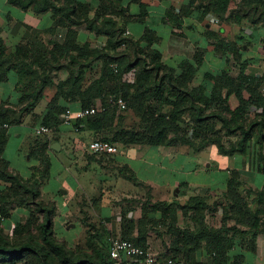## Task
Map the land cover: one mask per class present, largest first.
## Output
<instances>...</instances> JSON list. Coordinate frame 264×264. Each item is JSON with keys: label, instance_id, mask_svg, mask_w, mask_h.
<instances>
[{"label": "rangeland", "instance_id": "obj_1", "mask_svg": "<svg viewBox=\"0 0 264 264\" xmlns=\"http://www.w3.org/2000/svg\"><path fill=\"white\" fill-rule=\"evenodd\" d=\"M4 1L0 0V6H3L0 9V27L3 30L2 36L8 46L9 54H15L19 44L27 45L37 42L43 43L41 45L45 46L52 40L63 44L65 43L63 38L69 31L82 32L83 34L79 35L81 42L89 43L93 47L107 44L106 39L90 32L85 24L77 27L68 22L63 24L60 16L54 18L53 13L42 15L33 11L23 12L10 5L5 6ZM81 1L90 7L88 16L91 19L98 15L101 17L100 21L104 17H112L120 27L126 28L124 35L129 39L138 41L146 33L150 35L151 37L148 39L152 40L151 50L161 52L163 62L169 69H173L177 78L184 72L183 69L181 70V64H193L198 67V72L194 74L193 80L190 82L189 89L191 90L205 83L208 92L213 93L216 84L213 79L211 82L209 76L218 79L228 76L237 80L243 66L246 69L245 74L249 77L259 79L264 76V26L253 25L248 21H244L242 25H235L227 20L231 11L237 8L241 0H220L222 3L221 16L212 13L206 18L203 15V8L199 7V0H196V4H192L191 0H165L163 2L159 0ZM140 3L149 7V14L144 23H142L144 17L140 11ZM169 13H172L174 18L169 16ZM180 18L183 19L182 24L177 22ZM50 29L53 30L52 33L35 37L38 35L37 32L45 33ZM209 33L211 34L209 35ZM26 35L29 38L25 40L23 38ZM232 48H236L235 51ZM29 55L31 58L32 55ZM100 68V63H96L92 69H89L86 75L88 81H93L99 74ZM65 72L67 71L56 72L59 75L56 79L59 81ZM0 92L2 93V91ZM259 92L264 96V83ZM168 93L169 89L163 96L148 98L142 115L149 113L156 119L157 115L162 112L169 113L172 107L165 102ZM46 94L51 98L54 89L48 90ZM226 94L227 89L224 91V97ZM221 103L212 105L207 113L225 112L226 104ZM239 104V99L234 92L230 99V105L236 108ZM107 105L106 97L105 100L95 99L90 107L96 108L99 115L107 110ZM126 105V109L119 108L117 110V116L113 123L105 121L102 124L103 128L98 132L96 139H91L85 133L74 131L77 134L71 133L68 140H59L63 129L60 127L58 133L54 137L52 136L53 139L48 141L49 136H37L34 131L24 126L22 136L19 139H14L15 142L10 144L9 154L12 150L16 151L19 148L23 153L29 155L31 154L29 148L34 144H36L34 146H38L41 142L44 144L49 142L50 145V143L62 141L64 147L69 148V154L58 155V161H54L53 167L47 168V170L49 169L48 176L46 174L47 164L44 163V157L42 158L40 151L32 152L30 163L31 171L42 181V191L47 184L44 188L45 193L41 195L40 200L46 205H56L57 203L59 206L53 216L55 234L62 238L63 229L73 225V228L70 229L71 233L66 236L69 238L68 247L73 250L85 248L90 230L93 234L96 233L99 238L105 239L107 246L110 237L123 239L122 227L128 224L126 222L128 217L137 222L149 213L147 243H150L154 251L159 254L176 255L174 244L177 233L175 230H194L199 218H203L207 225L214 229L225 227V231H228L231 227L236 226L237 217L242 218L246 227L253 224L256 210L260 209V216L264 217V206L255 204V201L259 200L257 192L260 190L258 188H264V160L257 132L248 144L247 150L233 156L221 154L215 145H209L197 151L183 144L180 139H176L174 134L169 135V139H172V148L154 147L144 143L128 144V137L122 135L123 129L128 130L129 127L139 123L135 129L141 132L145 130V127L150 126L148 121L141 123L138 118L134 117V112H132L128 101ZM248 114L250 115L249 119H255L264 114V107L261 105L258 109L251 105ZM216 123V130L228 148L238 142L240 136L228 137L221 128V124L217 121ZM85 126L87 128L86 124H84ZM194 126L189 112H187L180 125L181 135L200 146L205 138L200 136V133L194 132ZM99 139L112 143L117 147L118 153L114 155L91 153L89 145ZM127 145H135L136 148L141 146L153 151L158 148L163 149L166 153L163 155L164 157L173 154L176 158L171 165L174 168L172 169L169 165L166 167V163H164L165 171L161 173L162 176L156 177L158 185H155V188L151 185L137 183L132 180L134 175L128 171V166L111 160V158L121 156ZM76 148H78V152L74 150ZM180 155H184L183 158H179ZM88 157H95L100 163L104 160L111 173L102 175L101 164L96 161L90 162ZM15 159L12 161L13 167L19 174L25 176L28 166L25 168L24 162H15ZM170 169L173 170L172 173L167 172ZM237 175H239L238 179L234 178ZM105 176H112L113 179ZM228 178V184L231 179L233 180V186L229 192L227 191L228 187H221L225 186L223 183ZM234 179L237 180L234 181ZM180 181L190 184L172 187L173 182ZM215 183L219 184V188L212 191V188L209 187ZM221 183L223 185H220ZM7 187L9 184L0 183V190ZM57 191L60 196L54 197ZM66 191H68L67 194H65ZM233 193L242 198L239 206L233 204L234 198L231 197ZM131 194L132 197L127 198ZM194 196H201L209 200L210 208L201 215L196 211L186 212L184 209L188 200ZM126 199L132 203L131 206L128 205L130 207L127 211H122L120 207L127 204ZM8 209L7 214H4L6 221L1 228L10 236L14 235L18 223L24 224L31 217L40 221L43 219L42 215L35 213L34 208L10 209L8 207ZM90 226H93V229ZM245 226L243 228L247 229ZM229 233L232 232H223L224 235ZM138 234L139 229H136L135 236ZM230 238H232L231 235ZM206 254L205 248H202L198 252V257L190 255L189 264H211V258L210 256L205 257ZM184 255L180 252V257Z\"/></svg>", "mask_w": 264, "mask_h": 264}, {"label": "trees", "instance_id": "obj_2", "mask_svg": "<svg viewBox=\"0 0 264 264\" xmlns=\"http://www.w3.org/2000/svg\"><path fill=\"white\" fill-rule=\"evenodd\" d=\"M191 1L192 4H196V0ZM199 1V7L203 8L205 18L212 13L221 16L220 0ZM7 3L23 12L33 11L42 15L53 13L54 18L60 16L63 24L68 22L76 27L85 24L90 32L106 39L107 44L93 47L89 43H82L77 31H69L63 38L65 41L63 44L53 40L45 46L37 42L27 45L19 44L17 52L9 54L8 46L2 36L3 30L0 27V84L8 82L11 74H17L20 82L19 89L22 92L20 102L23 104V107L15 109L3 102L0 103V125L11 126L22 123L24 116L33 111L44 97L46 90L51 88L54 89V94L40 126L54 127L56 134L63 124L62 116L67 109L79 111L90 108L95 99L105 100L107 97L106 111L75 123L79 132L84 124L90 130L99 132L105 121L114 122L117 110L120 108L118 99L123 98L130 104L132 112L135 113H133L134 117L141 123L148 121L150 126L145 127V130L141 132L135 129L139 123L132 127L128 126V130L123 129L122 135L128 137V144L144 143L154 147H171L173 145L169 135L174 134L176 139H180L183 144L197 151L206 146L215 145L221 154L233 156L244 153L257 132L264 160V114L255 119H249L248 114L251 105L258 109L261 105L264 107V96L259 92L264 83V76L259 79L249 77L245 74L246 69L243 66L237 80L228 76L221 79L209 76L210 80L213 79L216 84L213 93L208 92L207 86H198L191 90L190 82L194 74L198 72V67L190 63V65L181 64V70L183 69L184 72L177 78L173 69H169L163 62L161 52L151 50L152 40L148 39L150 35L146 33L138 41L129 39L124 35L126 28L120 27L112 17H104L100 21L101 17L98 15L91 19L88 16L90 7L81 0H7ZM139 7L144 17L142 23H144L149 14V7L143 3H140ZM169 16L173 17V14L169 13ZM227 20L235 25H242L244 21H248L253 25L264 26V0H241L237 8L231 11ZM177 22L182 24L183 19L180 18ZM46 32L49 34L53 30ZM43 33L37 32L38 35L35 37H42ZM26 38L29 36L26 35L23 39L26 40ZM232 49L235 51L236 48ZM29 54L32 55V59ZM96 63L101 65L99 74L84 89L86 75ZM62 70L68 72L69 78L56 84L52 81V75ZM132 71H136L135 82H125L124 75ZM167 89L169 93L165 102L172 107V110L167 114L163 112L158 114L156 119L149 113L142 115L148 98L163 96ZM225 89L227 94L224 97ZM234 92L240 102L236 108L230 105ZM221 102L226 104L225 112L207 113L212 105ZM78 105L80 106L77 107ZM187 112L192 124L195 125L194 132L200 133V136L205 138L200 146L181 135L180 125ZM216 121L221 124V128L228 137L240 136L236 144L230 148L224 144L220 133L216 130ZM6 131L7 129L0 128V182L9 184V187L0 190V213L5 217L8 207L10 209L34 208L35 213L42 215L43 219L40 221L31 217L24 224L18 223L13 236L8 235L0 227V264H112L109 243L107 246L104 245L101 242L102 239L91 230L87 246L78 250L71 249L65 242L57 239L53 219L57 206L46 205L40 200L42 181L35 173L31 178L25 179L11 170L9 162L4 157L8 141ZM43 146L40 154L42 158L44 157V163L47 164L48 176L47 168L51 166L50 159L47 157L50 150L49 142ZM238 177L239 175L234 176L237 179ZM232 186L231 179L228 192ZM231 197L234 198L233 204L239 206L242 198L235 193ZM258 197L259 200H256L255 204L264 206V191L259 192ZM209 208V200L201 196L191 197L184 207L186 212L196 211L200 215ZM260 212V209L256 211L254 222L250 227H246L242 218L237 217L236 226L228 231H225V227L214 229L207 225L203 218H199L194 230H175L177 233L174 244L176 255L166 254L165 256L169 255L179 262L189 264V256L205 248L207 255L211 258V264H239L236 260L232 262L231 257L236 244L235 233L237 230L246 234L251 233L252 241L255 243L260 234L264 235V217L260 216ZM148 216H150L149 213L137 222L128 217L126 221L128 224L122 227L123 239L146 249L149 246L147 243ZM244 226L247 229H244ZM90 228L93 229V226ZM136 229H139L137 236H135ZM229 231L234 232L232 238L223 234ZM180 252L185 254L182 258H180Z\"/></svg>", "mask_w": 264, "mask_h": 264}, {"label": "crops", "instance_id": "obj_3", "mask_svg": "<svg viewBox=\"0 0 264 264\" xmlns=\"http://www.w3.org/2000/svg\"><path fill=\"white\" fill-rule=\"evenodd\" d=\"M3 4L5 6H9L7 3V0H5ZM2 7L0 6V9H2ZM41 33H43V32H41ZM80 33L83 34L82 32H80ZM80 33L78 32L79 35H80ZM43 35H46V33H43ZM58 76L59 75L56 72L52 75V81H54L56 84L59 82H64L69 78L68 72H65V74L61 76V79L59 81H58V79H56ZM19 83L20 82H19L18 75L13 73L10 75L8 82L0 84V91H2V93L0 92L1 93L0 94V103L3 102L8 107H12L15 109H19V108L23 107V104H21V102H20V99L22 98V92L20 91V89H18ZM90 83H91V81L90 80L88 81V78H87L85 80L84 89H86ZM201 85L207 86L205 83H203ZM50 89L51 88H48L46 90V92L44 93V97L39 102V104L33 109V111H31L30 113H28L24 116L22 123L11 125L10 128L7 129V131H6L8 141H7L5 151H4V157L9 162L11 170L16 172V173H18V171L15 170V168L12 165V161H14L15 158H16L15 162L22 161L25 163L24 164L25 168L28 166L27 174L25 176L20 174L25 179L31 178V176L33 174V171H31V165H30V163L32 161V158H31L32 152L37 153L38 151L42 150L44 147L43 146L44 142H41L40 144H38V146H34L36 144L33 145L34 147L31 146L29 148V152H31V154H29V155H27L26 153H23V151L19 148H17L16 151L12 150L11 154H9V147H10V144L12 142H15L14 139H19L22 136L24 126H26L25 128L31 129L36 134L35 130H36V128L40 127V125H41V123L45 117L49 101L52 98V97L51 98L47 97V94H46L48 92V90H50ZM62 104H63V102L61 103V105ZM79 106L80 105H78L77 107H79ZM61 128H63V129L61 131V134L59 135V140H63V139L68 140L71 133L77 134L74 132V130H72L70 128H66L65 126H61ZM80 132H82L83 134L85 133L87 136L91 137V139H96L98 134H99L98 131L90 130L89 128H86V126L84 127V125L82 126V129ZM55 135H56V133L49 136L50 138H48V141H51ZM44 137H47V136H44ZM94 141H102V140L99 139V140H94ZM56 143L60 144L61 148L59 151L53 148V147L58 148L57 145H55ZM78 148H76L74 150H76L78 152L79 151ZM171 148H172V146H171ZM68 152H69V148L64 147V143H62V141L50 143V150L47 153V157H49V159H50L51 168L54 165V161L55 160L58 161V155H60L62 153L69 154ZM83 153H85V152H83ZM164 154H166V153L163 151V149H160V148H158V150H156V151H153L152 149L142 148L141 146L139 148H136L135 145H127V148L124 149L121 156H119V157L116 156L114 158H111V160H114V162H118L120 164L122 163L125 166H128V171L132 172V174L134 175V178H132V180H134L140 184L151 185L152 187L155 188V185H158V181H157L156 177H159L160 175L162 176L161 173L165 171V164L164 163H166V167H167V165H169L172 169L174 168L171 166V165H173L174 161L176 160V158H174V155L169 154L167 157H164L163 156ZM156 156H157V158H156ZM183 156L184 155H180L179 158H181V157L183 158ZM88 159L90 160V162L96 161L97 163H100L95 159V157H88ZM156 161H158L157 164H156ZM78 162H79V160H78ZM182 163H184V162H182ZM182 163H178V164L180 165ZM100 164L102 167V168H100L102 171V175L107 174V173H111L109 171V169L107 168L108 164L104 163V160ZM172 169L167 170V172L172 173V171H173ZM105 177H107L109 179H113L112 176H105ZM228 182H229V178L225 180V183H223L225 186H221V187H223V188L228 187ZM186 183H189V182H186V181L173 182L172 187H175L178 185L180 186V185L186 184ZM223 184L221 183L220 185H223ZM46 186H47V184H45V186L43 187L42 195L45 193L44 188ZM209 188H212V191H215V189L219 188V184L215 183L213 186H210ZM258 189L260 190L259 192L264 191V188L260 187ZM57 192L54 194V197L60 196L59 191H57ZM67 192L68 191H66L65 194H67ZM259 192H257V193H259ZM129 196L132 197V194L128 195L127 198ZM126 201H127V204L123 207H120V209L122 208V211L123 210L127 211L128 207L131 206L132 201L129 202L127 199H126ZM128 205H130V206H128ZM56 206H57V208H59L57 203H56ZM19 208L17 207L16 209H19ZM256 211H255V213H256ZM263 212H264V209H263ZM72 228H73V225H70L69 227L64 228L65 230L63 229V231H62V238L58 237L56 234L57 239L61 242H65L67 245H69V238L66 236L69 235L68 233H71L70 229H72ZM231 232L232 233L228 234L229 237H230V235L231 236L234 235V232L233 231H231ZM101 242L104 243V245H105V239L104 240L102 239ZM235 242H236L235 249L231 253L232 262L236 260V263H239V264H264V235L260 234L254 243L252 241V234L251 233L246 234V233H242L241 231L237 230V232L235 233ZM198 252L195 254L196 257H198L197 256ZM162 255L165 256L166 254H162ZM206 256H208V255L206 254L205 257ZM180 258H182V257H180ZM201 261H202V259H201ZM205 262H208V261L205 260ZM192 264H194V263H192Z\"/></svg>", "mask_w": 264, "mask_h": 264}, {"label": "built area", "instance_id": "obj_4", "mask_svg": "<svg viewBox=\"0 0 264 264\" xmlns=\"http://www.w3.org/2000/svg\"><path fill=\"white\" fill-rule=\"evenodd\" d=\"M136 78V71H132L124 75V81L127 83H134ZM118 105L121 109H126L127 105L123 98L118 99ZM98 110L94 107L74 111L67 109L62 116V126L70 128L76 132L79 131L78 127H75V123L80 120L95 116L98 114ZM0 128L9 129L10 125L3 124ZM54 128L48 126H40L36 128L35 132L38 136H51L55 133ZM89 151L95 155H114L118 153L117 147L107 141H94L89 145ZM5 222V217L0 213V227ZM110 248V261L112 264H184L179 262L172 256H163L154 251L151 244L144 249L135 245L133 242L119 239L109 238L108 240Z\"/></svg>", "mask_w": 264, "mask_h": 264}, {"label": "water", "instance_id": "obj_5", "mask_svg": "<svg viewBox=\"0 0 264 264\" xmlns=\"http://www.w3.org/2000/svg\"><path fill=\"white\" fill-rule=\"evenodd\" d=\"M55 145H57L58 148H55V147H53V148L59 151L60 148H61V147H60V144H59V143H56Z\"/></svg>", "mask_w": 264, "mask_h": 264}]
</instances>
